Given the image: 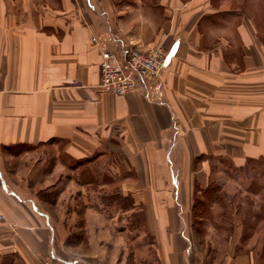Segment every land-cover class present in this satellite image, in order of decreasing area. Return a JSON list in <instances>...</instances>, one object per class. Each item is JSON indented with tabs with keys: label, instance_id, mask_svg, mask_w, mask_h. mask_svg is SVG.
Returning <instances> with one entry per match:
<instances>
[{
	"label": "crops",
	"instance_id": "crops-1",
	"mask_svg": "<svg viewBox=\"0 0 264 264\" xmlns=\"http://www.w3.org/2000/svg\"><path fill=\"white\" fill-rule=\"evenodd\" d=\"M130 43L167 50V66L139 90L102 92V52ZM85 160L111 178L75 179L68 161ZM254 164L264 0H0V264H255L232 239L210 240L226 259H188L184 224L218 173L231 192V173ZM95 186L142 208L152 242L129 230L126 244Z\"/></svg>",
	"mask_w": 264,
	"mask_h": 264
},
{
	"label": "rangeland",
	"instance_id": "rangeland-1",
	"mask_svg": "<svg viewBox=\"0 0 264 264\" xmlns=\"http://www.w3.org/2000/svg\"><path fill=\"white\" fill-rule=\"evenodd\" d=\"M53 148L46 149L45 153H49L46 158L53 162ZM90 160L83 162H69L73 164L72 169L79 167L74 173V178L79 180L100 181L102 179L109 180L111 177L105 172L100 171L98 166L90 164ZM81 166V167H80ZM218 168V166H216ZM219 169V168H218ZM233 186L231 192L224 189L225 180L228 178L225 174L218 173L212 180L210 186L202 192H196V203L193 205L192 215L190 219L184 220V224L188 229V239L191 251L187 258L194 261H207L210 259H226L227 252H214V248L210 245V240L215 239L220 243H228L230 239L237 244V250L233 251V256L246 253V245L252 244V251L255 264H264V236L259 233V238L254 235L257 224L264 220V165L247 166L231 173ZM107 188H98L97 186L90 189V194H94L96 205L107 217H115L119 215L115 227L124 237L126 244L130 243L128 231L136 233V237L142 242L137 244L152 242V238L145 234L146 221L144 212L139 208L136 212H129L131 209L130 200L116 199L108 194ZM183 226V229L184 227ZM214 229L211 234L209 229ZM189 229L192 231L190 235ZM193 231L198 234H193ZM193 235V236H192ZM254 236V237H253ZM212 237L211 239H209ZM215 237V238H214ZM194 243L192 244V242ZM200 243H205L204 248L200 250ZM206 244L209 246L206 247ZM195 245V246H194ZM209 247V248H208ZM133 264H144L141 258Z\"/></svg>",
	"mask_w": 264,
	"mask_h": 264
},
{
	"label": "built area",
	"instance_id": "built-area-1",
	"mask_svg": "<svg viewBox=\"0 0 264 264\" xmlns=\"http://www.w3.org/2000/svg\"><path fill=\"white\" fill-rule=\"evenodd\" d=\"M169 60L170 55L163 48L144 50L134 43L116 51H103L99 88L104 93L117 96L139 90L145 80L158 79ZM5 220V215L0 212V224ZM36 264L53 263L42 261Z\"/></svg>",
	"mask_w": 264,
	"mask_h": 264
}]
</instances>
